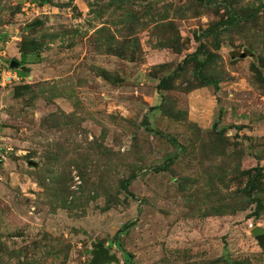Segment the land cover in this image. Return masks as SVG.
I'll return each mask as SVG.
<instances>
[{"label": "rangeland", "instance_id": "rangeland-1", "mask_svg": "<svg viewBox=\"0 0 264 264\" xmlns=\"http://www.w3.org/2000/svg\"><path fill=\"white\" fill-rule=\"evenodd\" d=\"M0 69V264H264V0H0Z\"/></svg>", "mask_w": 264, "mask_h": 264}, {"label": "water", "instance_id": "water-1", "mask_svg": "<svg viewBox=\"0 0 264 264\" xmlns=\"http://www.w3.org/2000/svg\"><path fill=\"white\" fill-rule=\"evenodd\" d=\"M19 66V62L11 60L9 62V68H16ZM22 68V66H20ZM251 235L252 237L255 239L257 246L259 247V249L261 250V252L264 253V230L258 228V227H254L251 230ZM95 255L94 258L92 259L91 263H96L100 258L103 259H107L108 258V252L107 249L96 245L95 246Z\"/></svg>", "mask_w": 264, "mask_h": 264}, {"label": "built area", "instance_id": "built-area-1", "mask_svg": "<svg viewBox=\"0 0 264 264\" xmlns=\"http://www.w3.org/2000/svg\"><path fill=\"white\" fill-rule=\"evenodd\" d=\"M23 76L17 73H10V70L0 69V86H7L11 83L18 82Z\"/></svg>", "mask_w": 264, "mask_h": 264}, {"label": "trees", "instance_id": "trees-1", "mask_svg": "<svg viewBox=\"0 0 264 264\" xmlns=\"http://www.w3.org/2000/svg\"><path fill=\"white\" fill-rule=\"evenodd\" d=\"M26 54H27V53L21 52V53H20L21 58H25V57H26ZM22 61H23L22 63L24 64V60H22ZM22 74L24 75L25 73H24V72H20V75H22ZM23 75H22V76H23ZM253 188H254L253 185H251V187H249V192H250L251 190H253Z\"/></svg>", "mask_w": 264, "mask_h": 264}, {"label": "crops", "instance_id": "crops-1", "mask_svg": "<svg viewBox=\"0 0 264 264\" xmlns=\"http://www.w3.org/2000/svg\"><path fill=\"white\" fill-rule=\"evenodd\" d=\"M25 59H26V57H25Z\"/></svg>", "mask_w": 264, "mask_h": 264}]
</instances>
